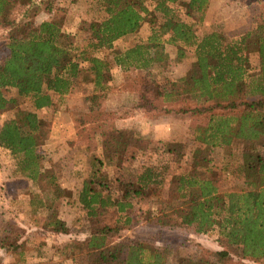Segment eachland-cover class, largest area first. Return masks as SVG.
<instances>
[{
    "label": "trees",
    "instance_id": "obj_1",
    "mask_svg": "<svg viewBox=\"0 0 264 264\" xmlns=\"http://www.w3.org/2000/svg\"><path fill=\"white\" fill-rule=\"evenodd\" d=\"M209 3L70 0L63 7L57 0H0V30L5 31L0 44V150L28 186L23 197L7 202V219L0 220V249L14 258L12 264H26L27 243L15 242L21 238V219L50 235L56 262L264 264V22L237 38L215 31L197 36L194 25ZM71 7L79 13L77 21ZM40 15L45 19L37 22ZM130 38V46L115 48L114 43ZM166 46L174 50V66L189 63L172 83L165 74L171 61ZM113 67L137 72L130 82L136 108L187 116V134L156 162L157 142L101 122L100 159L89 156L86 177L77 188L63 190L60 171L45 163L41 149L47 133L37 112L63 101L84 77L92 85L84 102L105 96ZM7 89L27 100L29 110H18L15 99L5 98ZM213 151L224 156L220 166L207 164ZM130 152L138 172L136 165L123 166ZM172 162L188 163V169L174 172ZM222 179L230 183L229 191L220 190ZM50 187L47 195L57 201L58 210L46 202L45 188ZM151 200L160 212H141L142 203ZM63 210H70V224ZM144 219L195 236L212 234L219 250L200 259L175 258L151 241L121 236ZM71 232L86 237L60 241Z\"/></svg>",
    "mask_w": 264,
    "mask_h": 264
},
{
    "label": "rangeland",
    "instance_id": "obj_2",
    "mask_svg": "<svg viewBox=\"0 0 264 264\" xmlns=\"http://www.w3.org/2000/svg\"><path fill=\"white\" fill-rule=\"evenodd\" d=\"M38 2V0H35ZM70 0H57V4L69 7ZM71 7L70 15L76 21L79 19V13ZM45 19L44 15L37 18V22ZM183 19L186 20L185 16ZM264 22V0H210L209 6L205 11L200 23L194 25V30L197 36H200L205 31H215L223 34L227 38H237L247 31L254 30ZM5 31L0 30V44L4 37ZM143 36L146 31L142 32ZM140 38V36H138ZM144 38V37H142ZM120 40L114 43L115 48L123 50L130 46L133 41ZM165 52L170 56L169 67L165 74L169 83L180 79L186 69L188 68V61H184L179 65L172 63L174 50L170 46L165 47ZM137 72L122 73L119 69L112 68L111 81L108 83V90L105 96H100L93 100L92 103L84 102L86 96L91 95L92 85L87 77L77 82L74 90L63 101L55 102L53 107L43 109L37 112L39 122L43 129L46 130L47 139L42 147L43 156L46 157V165L54 166L52 170L57 171L60 179L59 186L63 190L75 189L79 186L81 178L86 177L88 173V157L95 156L100 159V150L98 144V126L101 122H109L115 128L121 127L123 122L122 116L130 114L131 100L126 98V93H133L131 85V75ZM124 93L126 97L117 98L115 96ZM3 95L7 99H15L17 101L18 110H29V102L17 98L15 91L7 89L3 91ZM99 95V94H97ZM125 98V99H124ZM119 104H124L121 108ZM159 106L169 107L167 103H158ZM174 107H178V104ZM89 108V111L87 110ZM121 108V109H120ZM129 111V112H128ZM155 115V113H153ZM150 114L152 118L154 115ZM84 116V117H83ZM156 116V115H155ZM157 121L160 122L156 128H144L138 132L134 130L138 137H145L157 142L156 156L152 160L161 162V155L163 151H167L169 146L173 143L183 142L188 129L187 116H182L175 113L157 114ZM83 119V122L80 119ZM112 119V120H111ZM157 129V132L155 130ZM135 155L133 152L126 154L123 166L132 167L138 165L134 162ZM155 158V159H154ZM224 156L217 154L215 151L211 152L208 157L207 164L209 166H220ZM45 161V160H44ZM174 172H182L188 169V163L172 162ZM59 170H56V167ZM138 167L136 172H138ZM134 170V171H135ZM133 169L130 172L134 173ZM81 175V176H80ZM80 176V177H79ZM28 186L13 172L12 161L8 154L0 150V220L5 218L4 206L8 207V201L13 199H20L27 191ZM231 185L227 179H222L220 182V190L229 191ZM53 190L52 187L45 188L46 202H49V195L47 193ZM48 198V199H47ZM161 198L166 199L163 193ZM51 204L58 210V203ZM151 207V208H150ZM142 211L149 209L152 213H159L161 206L155 207L154 201L142 203ZM62 217L70 224V210L67 213L63 210ZM21 227V238L15 242H26L28 249H25L26 264H71L65 262L52 261L51 237L49 234L41 233L28 226L24 219ZM179 229L161 228L149 224L146 219L138 223L133 229L121 234L122 237H129L132 239H139L143 241H151L157 247L167 248L170 252V257L188 256L193 259H200L208 252L219 250L212 234L204 236H195L178 231ZM74 231V230H72ZM86 235L71 232L69 236L60 237V241L73 239L82 241ZM14 258L8 253L0 249V264H12ZM169 264H174V259H169ZM232 263L240 264H263L257 261L244 260L233 261Z\"/></svg>",
    "mask_w": 264,
    "mask_h": 264
},
{
    "label": "crops",
    "instance_id": "obj_3",
    "mask_svg": "<svg viewBox=\"0 0 264 264\" xmlns=\"http://www.w3.org/2000/svg\"><path fill=\"white\" fill-rule=\"evenodd\" d=\"M126 94H127L126 95L127 97L125 96L124 93H121V94L115 96L117 98L126 97V98L131 100L130 114L122 116L123 119H121V121L123 122V124L121 125V127H118L117 129L127 128V129L137 130L138 132L141 130V132L143 133L144 128L152 129V128H156L157 126H159L158 124H160V122L157 121V118H158L157 114H155L156 115L155 116L153 113H145L141 109L136 108V106H135L136 100H135V96L133 95V93H129V94L126 93ZM119 105L121 108L124 106V104H122V105L119 104ZM150 114H153L154 118L149 116ZM155 132H157V129L155 130ZM134 133H135V131H134ZM135 135H136V133H135Z\"/></svg>",
    "mask_w": 264,
    "mask_h": 264
}]
</instances>
